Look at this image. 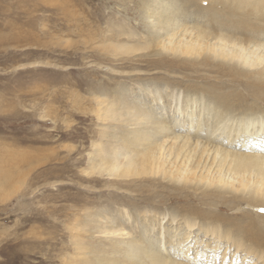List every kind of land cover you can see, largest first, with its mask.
<instances>
[{"label":"bare ground","instance_id":"1","mask_svg":"<svg viewBox=\"0 0 264 264\" xmlns=\"http://www.w3.org/2000/svg\"><path fill=\"white\" fill-rule=\"evenodd\" d=\"M134 3L140 6L138 16L147 39L128 35L137 46H105L109 52L146 57L144 51L151 48L159 59L142 61L154 69H213L229 77L230 90L217 91L220 84L210 81L213 85L206 91L195 86L182 96L176 91L165 94L160 82L145 83L153 102L146 109L143 103L128 102L123 90L108 94L99 88L96 115L104 124L117 122L119 129L101 132L102 141L95 143L84 170L87 175L75 172V178L109 183L116 188L104 189L110 196L127 195L132 189L141 201L151 206L157 202L158 209L183 204L161 211L135 202L124 205L129 210L125 219L117 220L112 213L102 215L105 222L89 218L85 232L96 228L100 234L125 237L91 241L87 247L76 228L75 264H264V0ZM160 105H173L172 114L159 115L153 106ZM180 116L188 122L184 124ZM132 209L137 213L130 215ZM223 209L234 213L225 216ZM80 211L73 214L78 219ZM100 214L94 216L101 218ZM131 225H137V235L131 233ZM104 242L109 246L95 252Z\"/></svg>","mask_w":264,"mask_h":264},{"label":"rangeland","instance_id":"2","mask_svg":"<svg viewBox=\"0 0 264 264\" xmlns=\"http://www.w3.org/2000/svg\"><path fill=\"white\" fill-rule=\"evenodd\" d=\"M135 1L0 0V264H75L76 228L87 247L91 241L125 237L100 234L96 228L85 232L89 218L105 222L102 215L112 213L117 220L118 216L125 219L129 210L124 205L135 202L161 211L183 204L174 202L158 209L157 202L151 206L141 201L132 189L124 191L127 195L110 196L104 189L116 188L109 183L106 187L75 178V172L87 175L84 170L89 168L95 143L102 141L101 132L119 129L117 122L104 124L96 115L99 88L108 94L123 90L128 102L144 104L146 109L153 102L145 83L160 82L165 94L176 91L182 96L195 86L206 91L213 82L220 84L217 91L230 90L229 77L213 69H154L142 61L159 59L151 48L144 51L146 57L109 52L105 46H137L127 40L128 35L147 39ZM117 17L121 18L118 24ZM159 107L153 106L159 115L173 112V105L171 109ZM181 119L188 122L187 117ZM76 158L81 161L78 165ZM78 209L79 219L73 215ZM222 213L230 216L234 210ZM136 226L129 228L134 235ZM104 244H98L95 252L109 246Z\"/></svg>","mask_w":264,"mask_h":264}]
</instances>
